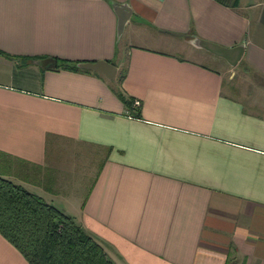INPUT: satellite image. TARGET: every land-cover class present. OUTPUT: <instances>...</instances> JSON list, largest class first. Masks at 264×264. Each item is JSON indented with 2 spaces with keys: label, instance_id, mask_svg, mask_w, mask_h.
Listing matches in <instances>:
<instances>
[{
  "label": "crops",
  "instance_id": "crops-1",
  "mask_svg": "<svg viewBox=\"0 0 264 264\" xmlns=\"http://www.w3.org/2000/svg\"><path fill=\"white\" fill-rule=\"evenodd\" d=\"M109 1L130 10L118 39L106 0H0V178L114 264H264V0ZM0 264H27L1 236Z\"/></svg>",
  "mask_w": 264,
  "mask_h": 264
},
{
  "label": "trees",
  "instance_id": "trees-1",
  "mask_svg": "<svg viewBox=\"0 0 264 264\" xmlns=\"http://www.w3.org/2000/svg\"><path fill=\"white\" fill-rule=\"evenodd\" d=\"M0 56L16 59L1 52ZM24 60L31 61L29 58ZM39 60L43 64H49L47 69L54 71L88 72L77 68L78 62L49 56ZM115 95L125 107H130L131 102L124 99L119 91H115ZM0 236L27 264H114L71 217L2 178Z\"/></svg>",
  "mask_w": 264,
  "mask_h": 264
},
{
  "label": "water",
  "instance_id": "water-1",
  "mask_svg": "<svg viewBox=\"0 0 264 264\" xmlns=\"http://www.w3.org/2000/svg\"><path fill=\"white\" fill-rule=\"evenodd\" d=\"M108 2L116 16L115 37L118 39L129 17L130 10L126 4H117L111 1ZM183 37L188 40L187 43L193 48L202 50L216 58H220L224 60L229 66H234L238 62L242 53V45H238L233 48H224L211 42L200 40L191 35ZM32 63L37 66H42V63L38 60H33ZM76 67L100 74L108 80L113 79L115 73V68L105 61L78 63Z\"/></svg>",
  "mask_w": 264,
  "mask_h": 264
},
{
  "label": "rangeland",
  "instance_id": "rangeland-1",
  "mask_svg": "<svg viewBox=\"0 0 264 264\" xmlns=\"http://www.w3.org/2000/svg\"><path fill=\"white\" fill-rule=\"evenodd\" d=\"M180 54H181V56H185L187 58L196 59L197 61L201 62V58H198L197 55H195V54L188 53V51L180 50Z\"/></svg>",
  "mask_w": 264,
  "mask_h": 264
},
{
  "label": "built area",
  "instance_id": "built-area-1",
  "mask_svg": "<svg viewBox=\"0 0 264 264\" xmlns=\"http://www.w3.org/2000/svg\"><path fill=\"white\" fill-rule=\"evenodd\" d=\"M138 102L134 101L133 106H137Z\"/></svg>",
  "mask_w": 264,
  "mask_h": 264
}]
</instances>
